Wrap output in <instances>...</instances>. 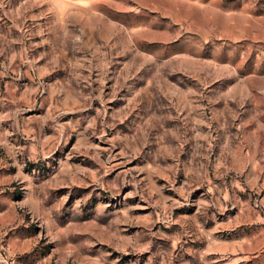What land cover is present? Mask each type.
<instances>
[{
	"label": "rangeland",
	"instance_id": "rangeland-1",
	"mask_svg": "<svg viewBox=\"0 0 264 264\" xmlns=\"http://www.w3.org/2000/svg\"><path fill=\"white\" fill-rule=\"evenodd\" d=\"M0 244L264 264V0H0Z\"/></svg>",
	"mask_w": 264,
	"mask_h": 264
},
{
	"label": "built area",
	"instance_id": "built-area-1",
	"mask_svg": "<svg viewBox=\"0 0 264 264\" xmlns=\"http://www.w3.org/2000/svg\"><path fill=\"white\" fill-rule=\"evenodd\" d=\"M0 264H18L5 244H0Z\"/></svg>",
	"mask_w": 264,
	"mask_h": 264
}]
</instances>
